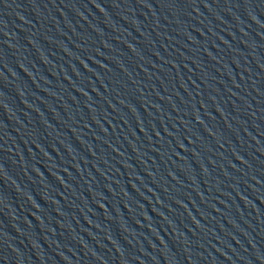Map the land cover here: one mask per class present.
I'll return each mask as SVG.
<instances>
[{
	"label": "water",
	"instance_id": "1",
	"mask_svg": "<svg viewBox=\"0 0 264 264\" xmlns=\"http://www.w3.org/2000/svg\"><path fill=\"white\" fill-rule=\"evenodd\" d=\"M0 264H264V0H0Z\"/></svg>",
	"mask_w": 264,
	"mask_h": 264
},
{
	"label": "snow or ice",
	"instance_id": "2",
	"mask_svg": "<svg viewBox=\"0 0 264 264\" xmlns=\"http://www.w3.org/2000/svg\"><path fill=\"white\" fill-rule=\"evenodd\" d=\"M96 7H97V8H99V7H100V5L97 3V4H96Z\"/></svg>",
	"mask_w": 264,
	"mask_h": 264
}]
</instances>
